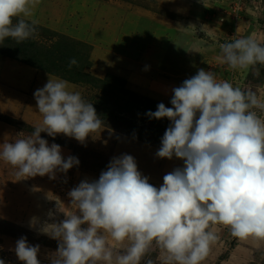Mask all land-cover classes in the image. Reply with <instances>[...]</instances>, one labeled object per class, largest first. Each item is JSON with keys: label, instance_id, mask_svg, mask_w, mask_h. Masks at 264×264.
I'll return each instance as SVG.
<instances>
[{"label": "clouds", "instance_id": "obj_1", "mask_svg": "<svg viewBox=\"0 0 264 264\" xmlns=\"http://www.w3.org/2000/svg\"><path fill=\"white\" fill-rule=\"evenodd\" d=\"M39 3L0 0V44L34 36ZM216 59L230 70H252L258 78L264 42L246 36L222 43ZM77 63L70 58L68 67ZM172 93L171 107L161 102L146 116L170 121L155 156L175 157L183 167L165 174L156 187L133 156L113 157L98 179L82 180L68 192L75 211L43 231L57 241L45 257L48 264H156L153 252L159 264H202L220 239L217 226L235 239L264 243V97L203 68ZM34 99L41 122L31 134L0 144V160L15 169L17 180L55 179L79 165L78 158L63 157L61 146L49 145L41 133L83 143L104 123L64 79L49 78ZM13 251L21 264H41L40 245L26 237Z\"/></svg>", "mask_w": 264, "mask_h": 264}, {"label": "rangeland", "instance_id": "obj_2", "mask_svg": "<svg viewBox=\"0 0 264 264\" xmlns=\"http://www.w3.org/2000/svg\"><path fill=\"white\" fill-rule=\"evenodd\" d=\"M237 1L241 11L233 18L231 6ZM33 19L37 31L28 40L37 42L44 66L51 67V73L39 72L68 81L104 123L83 143L55 136L62 156L79 160L55 179L17 180L15 169L0 162V259L6 264H21L13 249L22 236L40 245L38 259L48 264L45 257L56 250L57 241L43 231L75 211L68 192L82 180L98 179L113 157L133 156L138 170L156 187L165 174L183 167L175 157L155 156L170 121L150 120L146 113L161 102L171 107L172 89L199 69L264 97V68L257 83L252 70H230L216 59L222 43L246 36L264 42V0H40ZM70 58L78 62L71 68ZM2 59L9 58L0 55ZM0 116L9 118L14 140L36 126L21 117ZM45 135L41 133L51 145ZM217 230L220 239L202 264H264V243L235 239L222 226ZM152 258L159 264L157 252Z\"/></svg>", "mask_w": 264, "mask_h": 264}, {"label": "crops", "instance_id": "obj_3", "mask_svg": "<svg viewBox=\"0 0 264 264\" xmlns=\"http://www.w3.org/2000/svg\"><path fill=\"white\" fill-rule=\"evenodd\" d=\"M49 78L16 61L0 60V114L21 117L38 125L42 116L37 111L34 92L42 88ZM69 90L73 88L69 87ZM14 135L15 129L0 121V144L14 140Z\"/></svg>", "mask_w": 264, "mask_h": 264}, {"label": "trees", "instance_id": "obj_4", "mask_svg": "<svg viewBox=\"0 0 264 264\" xmlns=\"http://www.w3.org/2000/svg\"><path fill=\"white\" fill-rule=\"evenodd\" d=\"M37 42L36 44L32 41L26 40L20 44H17L15 41H13L11 38H6L4 40V42L2 44H0V55L7 57L9 59L15 60L17 62H20L22 64H25L31 68H34L38 71H43L46 73H51V67L49 66H44L41 58H40V51L39 48L37 46ZM50 57V54L47 56L48 61ZM52 62H54V60L52 59ZM51 63V62H49ZM48 63V64H49ZM251 74H248V78H250ZM257 83H260L261 80L259 79H255L254 80ZM2 116H0V120H2L3 122L10 124L8 121V117H4L1 118ZM17 126L21 128V126H23V124H21V122L17 123ZM17 127V128H18ZM31 132L34 131L33 128H28ZM30 132V133H31ZM46 136V135H45ZM47 139L52 142V143H56V144H60V141L57 137H49L46 136Z\"/></svg>", "mask_w": 264, "mask_h": 264}, {"label": "built area", "instance_id": "obj_5", "mask_svg": "<svg viewBox=\"0 0 264 264\" xmlns=\"http://www.w3.org/2000/svg\"><path fill=\"white\" fill-rule=\"evenodd\" d=\"M239 1L235 2V4H233L231 6V11H232V16L233 18H238L239 16V11H241V7L239 6Z\"/></svg>", "mask_w": 264, "mask_h": 264}]
</instances>
